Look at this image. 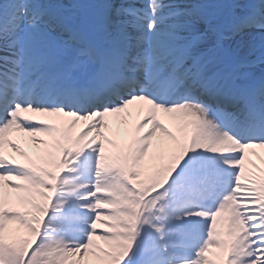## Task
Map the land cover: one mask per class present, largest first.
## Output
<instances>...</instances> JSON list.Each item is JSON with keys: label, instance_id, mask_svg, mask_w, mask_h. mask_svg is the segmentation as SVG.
I'll return each instance as SVG.
<instances>
[{"label": "snow or ice", "instance_id": "6c2138e0", "mask_svg": "<svg viewBox=\"0 0 264 264\" xmlns=\"http://www.w3.org/2000/svg\"><path fill=\"white\" fill-rule=\"evenodd\" d=\"M0 264H264V0H0Z\"/></svg>", "mask_w": 264, "mask_h": 264}]
</instances>
